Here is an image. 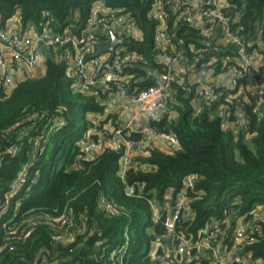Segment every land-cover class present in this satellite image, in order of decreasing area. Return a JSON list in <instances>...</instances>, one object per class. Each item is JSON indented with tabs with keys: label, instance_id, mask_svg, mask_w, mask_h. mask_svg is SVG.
<instances>
[{
	"label": "trees",
	"instance_id": "obj_1",
	"mask_svg": "<svg viewBox=\"0 0 264 264\" xmlns=\"http://www.w3.org/2000/svg\"><path fill=\"white\" fill-rule=\"evenodd\" d=\"M93 1L0 0V22L17 10L22 29L39 28L44 21L57 30L69 22L78 27L90 17ZM101 1L136 16L142 38L127 37L123 43L143 57L139 63L148 70H161L158 57L170 46L163 52L154 42L156 21L147 17L151 0ZM223 1L242 45L262 54L264 62V0ZM179 12L169 20L170 26L176 22L172 42L197 70L212 61L211 74L202 82L221 85L214 99L198 100L195 91L201 81L186 76L174 81L167 102L170 113L151 126L157 133H174L177 149L164 151L131 132L128 138L139 147L122 174L118 160L123 144L91 154H84L83 144L96 139L109 118L115 120L108 110L112 99L134 87H148L155 83L154 75L136 66L126 71L135 74L129 88L82 91L68 73L65 45L47 52L40 75L17 78L8 90L0 88V264H211L194 250L183 255L176 249L174 263L157 258L167 246L161 220L189 174L194 175L193 190H188L177 234L194 242L206 228L217 231L219 247L244 254L248 264H264V102L260 111L254 110L261 89L239 79L246 90L242 96L237 87L226 86L220 78L238 45L226 41L219 26H207L205 35L201 28L175 20ZM258 70L264 71V64ZM20 174L24 181L11 189ZM130 186L133 191L127 190ZM249 217L259 224V232L236 248L232 232Z\"/></svg>",
	"mask_w": 264,
	"mask_h": 264
},
{
	"label": "built area",
	"instance_id": "obj_2",
	"mask_svg": "<svg viewBox=\"0 0 264 264\" xmlns=\"http://www.w3.org/2000/svg\"><path fill=\"white\" fill-rule=\"evenodd\" d=\"M183 5V6H182ZM182 6V7H181ZM223 0H151L147 10V17L155 20L153 34L157 47L168 53L160 55L158 62L162 69L148 70L140 64L143 57L136 51H129L124 38H142V30L134 16L125 7L110 8L105 6L101 0L93 1L90 17L84 25L69 22L62 30H57L49 21L39 22V28L30 25L22 29L19 23V12L16 10L5 23L0 22V88L11 89L14 81L23 76H36L39 67L50 50L68 45L64 51V57L68 63V73L76 79V86L82 91L97 93L99 89H108L111 85L129 88L131 79L135 74L127 73V68L141 67L148 74L154 75L155 83L138 90L132 89V93H122L116 99L132 104L135 111L123 118L122 113L117 111L115 120L113 118L103 124L100 134L96 139L86 141L83 144L84 154L99 152L104 148L119 149L123 144L122 154L118 160L121 174L130 164V158L135 154V148L139 144L128 138L129 133L138 132L143 143L154 140H165L170 149L177 145V136L172 132L157 133L151 123L158 121L161 117L170 113L167 108L168 97L171 94V86L174 81L181 82V77L186 76L189 80L201 81L195 91L196 99L212 100L217 96V88L221 83L202 82L211 74L209 61L206 67L200 70L186 64L183 54L177 50L172 42L171 29L174 22L169 25L170 16L180 10L176 19H182L194 27L201 28L202 34H208L207 26H219L226 41L238 45L237 55L228 62L226 61V73L221 75V81H227L226 86L238 88V93L243 85L238 83L242 79L249 88H260L255 111H260L264 102V71H259L264 62L262 54L248 52L240 42V36L230 27V15L223 10ZM112 36L120 39L115 46L113 55L110 52L97 54V47L109 43ZM104 42L100 44V40ZM262 42L264 40L261 39ZM62 55V54H60ZM214 60V59H212ZM258 71V72H257ZM143 78V77H141ZM112 91H109L111 94ZM122 98V99H121ZM264 111V106L262 107ZM107 115H104L106 117ZM143 116V118H142ZM105 119V118H102ZM233 124L234 122H230ZM18 146L10 148L15 152ZM81 156H77L79 158ZM140 167V165H139ZM193 174L187 175L184 180L183 189L176 195L172 206L162 218V224L166 231L165 237H171V243L175 250L185 247L187 253L194 250V255H203L210 259L211 264H248V257L219 247L220 234L206 228L204 234L194 242H190L182 235L177 234L176 224L181 217L186 215L189 203L188 190H193ZM25 175L20 174L11 183V189L24 181ZM133 191V186L127 188ZM10 199V193L5 195V204ZM103 205L110 210H115V205L101 199ZM154 220L160 219L156 207H153ZM260 226L251 217L242 219L237 228L232 232L237 248L245 239H251V235L259 232ZM169 249L166 246L163 253L158 254L159 260H167Z\"/></svg>",
	"mask_w": 264,
	"mask_h": 264
},
{
	"label": "crops",
	"instance_id": "obj_3",
	"mask_svg": "<svg viewBox=\"0 0 264 264\" xmlns=\"http://www.w3.org/2000/svg\"><path fill=\"white\" fill-rule=\"evenodd\" d=\"M43 71H44V68L42 67V73H43ZM40 74H41V72L38 73L37 75H40ZM108 107H110V109H108V110L114 112V114H116L117 111L121 112L123 118L127 117L128 115H131L135 111L132 104L127 103L126 101L119 100V99H112V101L109 103ZM113 109H115V110H113ZM103 118H105V117H103ZM111 118H109V119L111 120ZM142 118H143V116H142ZM146 144H148V143H146ZM150 144H153L157 148L162 149L164 151H168V152L171 151L168 143L163 139L151 141ZM136 149L137 148H135V150ZM170 210H171V208H170Z\"/></svg>",
	"mask_w": 264,
	"mask_h": 264
},
{
	"label": "water",
	"instance_id": "obj_4",
	"mask_svg": "<svg viewBox=\"0 0 264 264\" xmlns=\"http://www.w3.org/2000/svg\"><path fill=\"white\" fill-rule=\"evenodd\" d=\"M139 17L141 18L140 14ZM120 42V39L116 38L115 36H112V40L104 45H100L97 47V54H100L102 52H110V56L113 55V51L115 46ZM177 145L173 146L174 149H177ZM165 242L167 244V247L169 249V253H168V257H167V261L174 263L175 259H174V249L171 243V237H165ZM180 252L185 255L187 253V250L185 247H180Z\"/></svg>",
	"mask_w": 264,
	"mask_h": 264
},
{
	"label": "rangeland",
	"instance_id": "obj_5",
	"mask_svg": "<svg viewBox=\"0 0 264 264\" xmlns=\"http://www.w3.org/2000/svg\"><path fill=\"white\" fill-rule=\"evenodd\" d=\"M40 72L42 73V67L38 68L37 74L40 73ZM245 92H246V90L242 89V90L239 91L238 95H242L243 96V95H245ZM108 109H110V107H108ZM113 110H115V109H113ZM155 207H156V209H158L157 206H155Z\"/></svg>",
	"mask_w": 264,
	"mask_h": 264
}]
</instances>
